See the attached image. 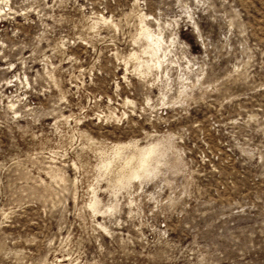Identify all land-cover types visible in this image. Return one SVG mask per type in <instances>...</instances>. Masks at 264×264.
Here are the masks:
<instances>
[{"label":"rangeland","instance_id":"1","mask_svg":"<svg viewBox=\"0 0 264 264\" xmlns=\"http://www.w3.org/2000/svg\"><path fill=\"white\" fill-rule=\"evenodd\" d=\"M0 264H264V0H0Z\"/></svg>","mask_w":264,"mask_h":264},{"label":"bare ground","instance_id":"2","mask_svg":"<svg viewBox=\"0 0 264 264\" xmlns=\"http://www.w3.org/2000/svg\"><path fill=\"white\" fill-rule=\"evenodd\" d=\"M155 40H156V39H155ZM156 42H158V40H156ZM156 42H155V44H156ZM149 149H151V147H150ZM149 149H148V150H149ZM142 156H144V155H142ZM145 157H147V156H145ZM141 159L144 160L145 158L142 157ZM141 159H140V162H142ZM145 160H146V159H145ZM135 176H136V175H135Z\"/></svg>","mask_w":264,"mask_h":264}]
</instances>
